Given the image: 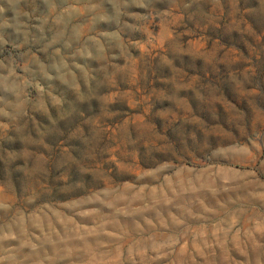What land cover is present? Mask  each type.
Instances as JSON below:
<instances>
[{
  "label": "rangeland",
  "instance_id": "1",
  "mask_svg": "<svg viewBox=\"0 0 264 264\" xmlns=\"http://www.w3.org/2000/svg\"><path fill=\"white\" fill-rule=\"evenodd\" d=\"M0 264H264V0H0Z\"/></svg>",
  "mask_w": 264,
  "mask_h": 264
}]
</instances>
